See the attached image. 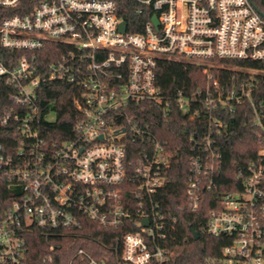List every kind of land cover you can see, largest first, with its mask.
<instances>
[{
    "label": "built area",
    "instance_id": "1",
    "mask_svg": "<svg viewBox=\"0 0 264 264\" xmlns=\"http://www.w3.org/2000/svg\"><path fill=\"white\" fill-rule=\"evenodd\" d=\"M130 1L121 7L117 0H42L29 11L0 12V86L13 88L0 104V264H33L30 234L51 250L74 240L96 241L87 235L90 223L113 232L102 245L116 264L170 261L168 214L156 196L171 180L182 147L171 149L152 131L145 109L163 117L173 110L191 118L202 113L208 130L188 135L191 147L182 157L189 163V209L198 210L204 194L219 187L223 153L213 130L220 132L223 123L213 111L220 105L233 112L245 98L255 107L252 85H226L224 94L216 78V95L178 92L171 98L157 84V60L264 61V16L252 0ZM21 3L0 0V10ZM132 3L138 14L150 15L132 23L138 31L120 13ZM49 42L64 50L39 67V53ZM44 73L80 90L75 103L81 119L64 139L41 130ZM254 110V125L264 130ZM44 118L55 121V112ZM257 156L210 210L205 231L227 240L215 264H264V145ZM108 258L81 247L66 264H108ZM54 263L46 256L39 264Z\"/></svg>",
    "mask_w": 264,
    "mask_h": 264
},
{
    "label": "trees",
    "instance_id": "2",
    "mask_svg": "<svg viewBox=\"0 0 264 264\" xmlns=\"http://www.w3.org/2000/svg\"><path fill=\"white\" fill-rule=\"evenodd\" d=\"M42 0H21L18 8L13 10H0L4 13L25 12L33 8ZM264 14V0H252ZM118 4L128 6L130 0H117ZM128 10L120 13L128 21L129 29L138 31L140 28L132 26L134 21L145 22L150 15H140L135 11V3ZM1 21V19H0ZM62 45L49 42L39 53V67H46L56 60L64 50ZM5 57L11 52L2 49ZM218 79L221 86L240 87L241 83H251V96L254 105L262 115L264 123V61L263 60H231L213 58L210 61L198 62L187 59L161 57L157 60L156 81L164 95L173 98L178 92L187 96L199 93L200 97L208 91L215 95L218 89L213 86V80ZM234 80V81H233ZM13 88L0 86V104L7 99ZM41 106H42V132L51 139H64L73 135L75 125L81 119V113L76 106L75 98L79 95V88L69 86L64 80H51L44 73L41 75ZM227 92V87L223 93ZM1 106V105H0ZM3 106V105H2ZM235 111H226L219 105L213 114L223 123L220 132L213 130V136L223 153V164L220 176L217 178L219 187L217 191L204 194V200L196 211L187 205V179L188 162L182 158L188 151L190 142L188 135L197 133L201 136L206 133L207 124L200 121L202 113L197 118H191L190 113L173 110L167 117H163L155 109L143 110L145 120L152 125V131L162 140L166 141L171 149L182 147V156L175 157L169 170L170 181L166 187L157 194L158 200L166 212L169 231V248L172 251L167 264H215L214 259L221 254V249L227 243L224 237H213L205 231L210 210L217 206L219 196L226 190L237 186V178L244 173L251 162L258 160L257 152L264 145V130L254 125L256 114L254 106L249 99L235 103ZM141 110L144 107H139ZM198 108H201L198 105ZM55 112V121H48L44 117L50 111ZM136 147V144L131 145ZM129 145V147L131 148ZM7 194V193H5ZM4 194V195H5ZM87 235H95L97 240L90 238L74 240L60 248L49 249L38 237L30 234L27 238L28 260L39 264L44 257H53L54 264H66L75 252L83 247L96 258H108V264H116L113 254L102 242L109 243L107 236L112 231L90 223ZM191 228L199 233L195 238ZM113 233V232H112Z\"/></svg>",
    "mask_w": 264,
    "mask_h": 264
},
{
    "label": "water",
    "instance_id": "3",
    "mask_svg": "<svg viewBox=\"0 0 264 264\" xmlns=\"http://www.w3.org/2000/svg\"><path fill=\"white\" fill-rule=\"evenodd\" d=\"M258 9V8H257ZM259 10V9H258ZM259 12L264 16V14L261 12V10H259ZM122 24H120V28H121V30L124 32L125 31V29H126V26H125V22L123 21V22H121ZM143 223L145 224V225H148V220L147 219H145V220H143ZM191 231H192V233H193V235H194V237L195 238H199V233L200 232H198V231H196L194 228H191Z\"/></svg>",
    "mask_w": 264,
    "mask_h": 264
}]
</instances>
